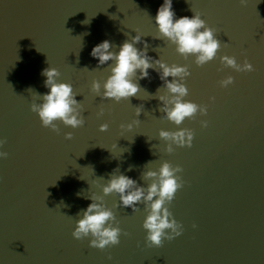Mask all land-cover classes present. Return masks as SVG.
I'll return each mask as SVG.
<instances>
[{
  "label": "water",
  "instance_id": "95a60500",
  "mask_svg": "<svg viewBox=\"0 0 264 264\" xmlns=\"http://www.w3.org/2000/svg\"><path fill=\"white\" fill-rule=\"evenodd\" d=\"M161 2L0 0V150L8 153L0 158V264H264V0H172L177 16L199 11L221 41L216 57L199 66L174 44L153 38L152 17ZM133 29L145 34L150 56L188 66L184 98L205 104V114L197 111L180 125L169 121L161 102L148 95L158 86L166 91L152 69L128 100L101 99L90 91L93 78L102 83L108 74L89 55L91 47L105 38L118 46ZM220 54L238 63L246 57L253 69L222 65ZM48 64L78 93L82 125L56 121L54 131L30 109L26 89L47 91L40 73ZM225 75L233 81L221 87ZM138 104L139 123L121 129ZM103 122L108 127L100 130ZM178 127L193 131L191 144L166 152L170 141L159 138L158 130ZM161 160L181 166L183 184L168 208L183 231L149 246L143 205L135 211L120 207L117 194H102L99 184L113 168L125 172L129 165L125 174L143 183L145 163L155 168ZM81 190L103 195L112 208L122 229L117 244L101 249L89 246L87 237L72 236L75 214L90 202L76 195ZM61 201L66 206H57Z\"/></svg>",
  "mask_w": 264,
  "mask_h": 264
},
{
  "label": "clouds",
  "instance_id": "9594fccd",
  "mask_svg": "<svg viewBox=\"0 0 264 264\" xmlns=\"http://www.w3.org/2000/svg\"><path fill=\"white\" fill-rule=\"evenodd\" d=\"M241 2L243 3L244 0ZM191 11V16H177L172 7V0H162L152 17L156 28L153 38L174 44L177 53L185 58L191 56L193 62L199 66L216 57L221 41L215 34L216 30L206 24L199 11L193 9ZM81 23H88V20L81 21ZM132 31L133 35L124 33L127 38L122 40L118 46L105 38L91 47L89 55L96 59L97 65H106L108 74L102 83L93 78L90 83V91L101 99L128 100L129 97L135 96L142 89L138 81L147 78L149 76L148 69H152L157 73L158 79L162 81V87L166 91L161 92L158 86L154 93L148 95L149 97L155 96L161 102L159 110L169 121L180 125L186 117L194 116L197 111L201 115L205 114L207 111L205 104H197L195 101L184 98L188 91L184 83L185 77L189 75L188 66L177 63L168 64L159 57L150 56L147 41L142 39L145 34L135 29ZM138 42L142 45L141 47H137ZM219 61L222 65L236 71H251L253 69V65L246 57L242 63H238L234 56L220 54ZM40 74L44 77L42 84L47 91L37 92L31 86L26 90L32 98L29 107L37 114L41 125L54 131H58L56 121L73 128L82 125L84 123L82 105L75 98L78 93L73 90V85L57 79L58 69L49 64L41 69ZM168 77L172 79H168ZM232 81L231 75H225L218 83L221 87H225ZM209 99L211 100L213 97H209ZM142 108V104L135 105L134 118L130 122L120 124L119 127L131 130L134 125L139 123L137 117ZM103 111L104 109L101 107L99 112ZM207 123V120L200 121L201 127H205ZM98 127L100 130H105L108 124L103 122ZM64 136L70 138L72 133L65 132ZM158 137L170 141L165 144L164 150L172 152L173 145H190L193 131L185 127H178L174 130L161 128L158 130ZM4 142V139L0 137V145H3ZM112 148H116L115 143ZM7 155L6 151L0 150V158ZM150 162H146L142 168L140 175L143 183H138L136 179L125 174L131 170L132 165H129L125 172L119 171L117 166L108 173L106 179L103 176L100 177L105 182L99 184V188L104 195L117 194L120 207H128L135 211L137 205L142 204L145 214L141 226L145 229V244L159 246L162 243V238L171 240L183 231L181 223L173 217L168 208V203L173 199L176 190L182 186L183 180L179 175L181 170L179 164L172 165L167 160H161L158 167H147ZM92 183L96 184L97 181L93 180ZM76 195L82 196L90 202L78 209L75 214L72 236L76 239L87 237L89 246L101 249L117 244L122 229L119 227V221L116 220L112 208L106 206L103 195L97 194L95 191L85 194L83 190L78 191ZM62 205L63 201L57 206ZM166 229L167 231H165Z\"/></svg>",
  "mask_w": 264,
  "mask_h": 264
}]
</instances>
